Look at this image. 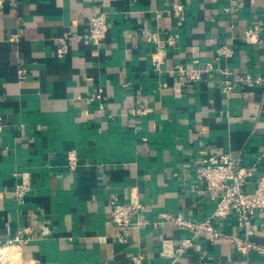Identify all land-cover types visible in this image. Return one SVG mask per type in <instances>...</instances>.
<instances>
[{
    "label": "crops",
    "instance_id": "crops-1",
    "mask_svg": "<svg viewBox=\"0 0 264 264\" xmlns=\"http://www.w3.org/2000/svg\"><path fill=\"white\" fill-rule=\"evenodd\" d=\"M184 10L175 13L176 3ZM0 9V235L33 228L8 248L14 264H264V254L237 251L201 233L179 258L172 253L191 230L163 220H206L216 204L197 168L210 154L241 155L264 174V0H3ZM106 12L107 38L86 37L89 19ZM260 24L261 41H245ZM75 39L58 56L60 39ZM144 32L156 34L150 41ZM178 35L175 44L169 36ZM231 46L230 58L217 50ZM163 50L162 70L154 53ZM207 61L262 78L223 92L220 75L172 85L177 65ZM24 71V72H23ZM99 88V97H91ZM102 105L104 108H102ZM150 108L145 114L137 109ZM76 150L71 169L68 151ZM15 172L28 173L32 192L19 204ZM138 191L144 223L119 227L111 200ZM243 234L235 216L216 220ZM48 226L49 234L43 232ZM252 238L264 244V212Z\"/></svg>",
    "mask_w": 264,
    "mask_h": 264
},
{
    "label": "built area",
    "instance_id": "built-area-1",
    "mask_svg": "<svg viewBox=\"0 0 264 264\" xmlns=\"http://www.w3.org/2000/svg\"><path fill=\"white\" fill-rule=\"evenodd\" d=\"M3 0H0V9L3 7ZM184 10V4L176 3L175 13L179 14ZM111 28V22L106 12H101L92 16L88 22L86 37L96 46H100L107 38ZM262 26L256 24L249 27L245 33V41L248 43H258L261 41L260 32ZM148 40H158L156 34L144 32ZM178 35L169 36L166 42L170 45L177 42ZM75 39L81 40L82 36H75L71 31L60 39L61 45L57 49L58 56H66L70 46ZM234 54L231 46L223 45L217 50V59L223 57L230 58ZM155 67L162 70L164 59L163 50H159L153 55ZM24 72V71H23ZM176 80L172 85L161 84V88L177 87L197 82L205 77L220 75L222 78L221 88L223 92L230 93L237 84L256 85L261 83L262 78L249 73L236 74L234 69L227 65H217L214 61H207L194 67L186 65H177L173 69ZM103 89L99 88L91 97L95 100L102 93ZM102 108L103 105H102ZM150 108L140 107L137 109L138 114H145ZM68 164L71 169L78 165V154L76 150H69ZM264 156V155H263ZM256 170L255 166H245L241 155L232 154H210L207 159L197 168V176L203 180L205 191L216 207L206 220L200 222H192L183 218L182 215L164 214L163 220L174 223L179 226L191 230L192 235L182 240L181 245L177 246L172 255L174 261L194 244L195 239L201 233H207L212 241H226L231 244L237 251L248 253L256 250L264 254V244L256 242L252 236L254 231L255 212H264V174L256 180L254 187L247 190L245 187L249 184ZM16 182L13 194L19 204L26 203L30 193L32 192V183L28 173H14ZM144 202L138 191L133 192L127 201L111 200V220L119 227L130 228L143 224ZM233 213L238 228L243 232L239 234L225 230L222 226L216 224V220L225 218L229 213ZM27 237L17 235L3 239L0 235V264H14L15 260L10 255L8 248L13 245H21L27 243L32 238L33 228H26ZM43 232L49 234L51 232L48 226L43 227ZM133 264H145L146 254L142 251L138 255L133 256Z\"/></svg>",
    "mask_w": 264,
    "mask_h": 264
}]
</instances>
